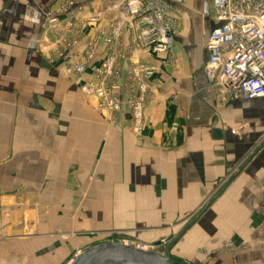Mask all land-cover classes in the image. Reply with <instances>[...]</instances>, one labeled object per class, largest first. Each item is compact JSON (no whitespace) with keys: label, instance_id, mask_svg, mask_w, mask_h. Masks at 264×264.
<instances>
[{"label":"crops","instance_id":"0c3cea01","mask_svg":"<svg viewBox=\"0 0 264 264\" xmlns=\"http://www.w3.org/2000/svg\"><path fill=\"white\" fill-rule=\"evenodd\" d=\"M57 5L0 0V264H67L96 244L84 198L101 194L102 149H117V132L100 131L96 100L40 51L51 40L45 15ZM172 14L183 26L173 34L175 66L140 58L156 67L144 107L146 195L203 198L233 172L231 190L179 231L170 256L174 264H264V198L246 193L264 179V98L229 101L206 68L210 0H184ZM120 122L125 136L126 112Z\"/></svg>","mask_w":264,"mask_h":264},{"label":"built area","instance_id":"2783aa9c","mask_svg":"<svg viewBox=\"0 0 264 264\" xmlns=\"http://www.w3.org/2000/svg\"><path fill=\"white\" fill-rule=\"evenodd\" d=\"M183 2L58 0L56 9L45 15L51 40L40 51L63 77L96 100L101 113L121 123L126 112L129 129L140 133L156 71L140 58H168L177 23L172 9ZM210 5L216 25L205 42L206 68L216 72L229 101L264 98V0H210ZM259 184L264 194V180Z\"/></svg>","mask_w":264,"mask_h":264},{"label":"rangeland","instance_id":"374dc122","mask_svg":"<svg viewBox=\"0 0 264 264\" xmlns=\"http://www.w3.org/2000/svg\"><path fill=\"white\" fill-rule=\"evenodd\" d=\"M172 16L177 21L175 30L182 29L183 26H179L176 16L173 14ZM161 61L170 66L176 64L172 52L168 58ZM60 75L63 77L61 73ZM63 78L73 84L71 80ZM145 103L146 100L144 107ZM100 115L103 120L100 131L102 133L117 132L116 141L114 140L117 149L116 152L114 148L102 149L101 169L98 173L99 179L102 180L99 198H84L86 219L94 222L96 228L92 243L128 240L134 245L141 244L151 249L153 243L160 237L172 234L175 238L183 227L202 214L208 203H211L226 189L231 190L229 182L233 172H230L224 178L225 180L214 188L212 194L203 198L199 196L190 198L189 194L182 198H157L153 193L146 195L144 187V108L142 110V131L133 133L128 125V133L125 136L118 133L123 130L122 123L112 122V118L107 114L100 112ZM174 126L177 125L170 122L169 129L174 130ZM131 145L133 146L132 153L125 150ZM113 156L116 157L115 160ZM109 180H112L111 183ZM262 180L264 179L258 181L256 187H251L250 192H246L248 197L255 198L254 190L256 189L264 198L259 184ZM89 190L86 189V192ZM164 245L152 249L163 254Z\"/></svg>","mask_w":264,"mask_h":264},{"label":"water","instance_id":"95a60500","mask_svg":"<svg viewBox=\"0 0 264 264\" xmlns=\"http://www.w3.org/2000/svg\"><path fill=\"white\" fill-rule=\"evenodd\" d=\"M177 238L170 235L154 242L151 249H140L121 241L108 240L79 251L67 264H173L169 247ZM164 244L163 254L152 249Z\"/></svg>","mask_w":264,"mask_h":264}]
</instances>
